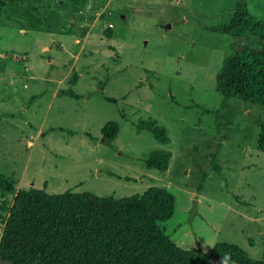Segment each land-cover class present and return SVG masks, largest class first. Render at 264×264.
<instances>
[{"label":"rangeland","instance_id":"1","mask_svg":"<svg viewBox=\"0 0 264 264\" xmlns=\"http://www.w3.org/2000/svg\"><path fill=\"white\" fill-rule=\"evenodd\" d=\"M245 1L264 16V0ZM239 2L5 0L0 174L47 194L121 198L166 188L173 213L158 227L178 246L208 252L229 243L264 260V153L256 146L264 106L231 97L214 114L216 73L243 39L234 45L210 28ZM147 119L165 128L167 144L136 131ZM110 121L118 133L106 143ZM156 149L170 151L164 172L144 165ZM216 151L219 172L210 165ZM11 201L0 197V235Z\"/></svg>","mask_w":264,"mask_h":264},{"label":"trees","instance_id":"2","mask_svg":"<svg viewBox=\"0 0 264 264\" xmlns=\"http://www.w3.org/2000/svg\"><path fill=\"white\" fill-rule=\"evenodd\" d=\"M4 6L1 0L0 11ZM210 29L231 37L234 45L243 39L240 47L231 46L216 73L215 90L221 95L216 119L231 97L264 106V16L251 14L240 0L226 23ZM75 82L74 75L70 85ZM63 93L77 97L69 89ZM141 130L161 144L169 142L165 128L154 120L139 121L136 131ZM117 133L116 122L101 129L106 143ZM256 146L264 153V123ZM216 154L210 165L219 172ZM170 156L167 149L153 150L144 165L164 172ZM14 185L15 180L0 174V197L12 195L0 235V264H264L229 243H217L208 252L178 246L158 227L173 213L174 197L166 188L151 186L140 195L114 198L89 192L47 194Z\"/></svg>","mask_w":264,"mask_h":264},{"label":"water","instance_id":"3","mask_svg":"<svg viewBox=\"0 0 264 264\" xmlns=\"http://www.w3.org/2000/svg\"><path fill=\"white\" fill-rule=\"evenodd\" d=\"M169 27H170V24H166V25H165V28H169Z\"/></svg>","mask_w":264,"mask_h":264},{"label":"crops","instance_id":"4","mask_svg":"<svg viewBox=\"0 0 264 264\" xmlns=\"http://www.w3.org/2000/svg\"><path fill=\"white\" fill-rule=\"evenodd\" d=\"M43 49H47V47L46 46H43Z\"/></svg>","mask_w":264,"mask_h":264}]
</instances>
